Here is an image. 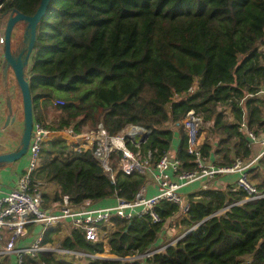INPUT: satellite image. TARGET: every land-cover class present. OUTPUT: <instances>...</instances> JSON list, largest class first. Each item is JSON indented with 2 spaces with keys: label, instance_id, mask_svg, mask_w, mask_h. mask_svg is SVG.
Segmentation results:
<instances>
[{
  "label": "trees",
  "instance_id": "trees-1",
  "mask_svg": "<svg viewBox=\"0 0 264 264\" xmlns=\"http://www.w3.org/2000/svg\"><path fill=\"white\" fill-rule=\"evenodd\" d=\"M41 1L0 0V21L12 12L33 16ZM263 46L264 0H51L27 70L35 122L51 132L102 128L109 136L144 127L151 131L146 143L128 147L152 164L171 153L179 137L177 158L183 171L193 172L183 121L194 111L211 124L200 146L207 159L215 155L222 166L249 161L253 152L240 125L264 133V97L257 95L264 88ZM59 100L64 105H55ZM52 109L54 125L47 123ZM41 159L33 185L43 193V209H54L64 196L77 207L113 197L133 202L150 181L117 170L115 160L113 182L92 151L75 152L54 134L45 139ZM251 181L264 192V158ZM245 197L233 185L201 190L188 196L186 214L164 201L155 208L159 222L116 218L102 242L88 241L81 228L57 242L63 249L104 254L107 241L119 259L88 264H264V198L223 213ZM169 222L177 237L185 236L139 259L157 248ZM58 232L49 229L45 243H55ZM10 256L4 264H15ZM23 264L73 262L44 252Z\"/></svg>",
  "mask_w": 264,
  "mask_h": 264
},
{
  "label": "built area",
  "instance_id": "built-area-1",
  "mask_svg": "<svg viewBox=\"0 0 264 264\" xmlns=\"http://www.w3.org/2000/svg\"><path fill=\"white\" fill-rule=\"evenodd\" d=\"M4 47L5 38L2 33L0 34V69L4 61ZM260 49L264 51V46ZM190 92L195 93V88ZM257 95L264 97V88ZM55 105H64V102L55 101ZM183 124L190 137L189 153L194 157L193 162L196 165L193 172L183 171L182 162L171 153L163 156L159 162L152 164L150 158H142L140 151L134 152L129 149L128 136L137 132H146L151 135V131L144 127L129 126L118 135L109 136L102 128L82 133H75L72 128L51 132L35 122L29 147L28 168L21 177L18 187L0 198V257L15 255L16 264H23L27 256L38 258L41 253L52 252L51 244L45 243L46 233L51 228L59 231L61 227H70V231L68 230L70 235L73 229L81 228L88 241L102 242L106 235L105 229H110L116 218L131 220L135 217L150 216L154 222H159L160 219L155 208L164 201L178 205L182 214H186L190 206L188 199L181 194V189L195 182L203 183L201 190H213L208 186L213 185L211 180L228 175L237 176L235 190L245 192L246 197L241 202L228 205L223 213L228 212L235 205H243L264 198V192L260 191L251 181L250 173L264 158V133L258 136L248 128L246 122L242 123L240 132L247 136V147L252 150L253 158L249 161H242L238 158L235 159L234 164L222 166L216 156L213 155L207 159L202 154L200 146L205 140L203 137L205 131L202 128L203 125H207L203 123L202 118L192 111ZM208 125L211 126V124ZM53 134L69 142L75 152L92 151L113 182L117 175V171L113 167L115 160H117V170L127 175L139 172L148 176L151 182L149 181L141 189L133 202L115 197L116 204L113 206L99 208L95 207L93 203L86 202L77 207L71 204L68 196H64L63 202L57 204L54 209H43V193L33 185V174L41 166L43 143ZM151 184L154 186L156 194L148 196L147 189ZM32 225L42 228L30 246L20 247L18 243L27 237L28 228ZM184 236H180L174 242L163 247L150 250L138 258L142 260L151 258L174 245ZM104 244L106 248L108 242L105 241ZM53 250L75 257L82 255L88 259H102L95 254L67 250L62 247Z\"/></svg>",
  "mask_w": 264,
  "mask_h": 264
},
{
  "label": "water",
  "instance_id": "water-1",
  "mask_svg": "<svg viewBox=\"0 0 264 264\" xmlns=\"http://www.w3.org/2000/svg\"><path fill=\"white\" fill-rule=\"evenodd\" d=\"M50 2L51 0H42L40 7L33 16H27L20 12H12L9 16L5 17L7 20L3 33L5 47L2 72L5 80H7L9 72L13 73L17 86L21 92L23 102V133L21 140L14 151L0 154V164H14L29 154V147L34 133L35 116L33 96L30 87V80L27 76V70L30 67L37 41L38 25L48 11ZM21 23L24 24L22 44L18 50L15 51L13 46V35L16 27ZM7 106L10 114L8 120L14 122L17 116L14 114V109L9 99H7ZM149 136V133L137 132L132 136H128L127 143L140 146L146 143Z\"/></svg>",
  "mask_w": 264,
  "mask_h": 264
},
{
  "label": "crops",
  "instance_id": "crops-1",
  "mask_svg": "<svg viewBox=\"0 0 264 264\" xmlns=\"http://www.w3.org/2000/svg\"><path fill=\"white\" fill-rule=\"evenodd\" d=\"M6 20L7 18L0 21V34L4 33ZM2 80H4V77H3V72L1 68L0 69V85L2 83ZM9 115L10 114H9V109L7 106V99L2 97V95L0 94V154L9 153V152L14 151L17 148L21 140L22 133H23V126L21 125L19 121L18 115L14 122H12L11 120H8ZM178 146H179V137L175 140L173 149L171 151V155L177 156L176 154H177ZM28 164H29V155L14 164L4 165L0 167V198L5 196L11 190L16 189L18 187L21 177L23 176V174L26 172L28 168ZM236 178H237L236 175L222 176L218 178V180L215 181L213 185L210 184L208 186L209 188L213 190H225L227 187L231 185H233L235 188ZM202 184H203L202 182L192 183L182 188L181 194L186 199H188L189 195L201 191ZM147 190H148V196H153L156 194V190L154 189V186L152 184L148 187ZM115 204H116L115 197L108 198L106 200L99 201L97 203H93L95 207H99V208L113 206ZM41 228L42 227L38 225L30 226L28 228L27 237L22 239L18 243V245L20 247L30 246L32 242L34 241L37 233L41 230ZM173 229L175 230V228L171 226V222H169L168 225L165 226L164 232L161 235V238L158 244L156 245L157 248L163 247L166 244L174 242L175 241V240L173 241L174 238H177V239L179 238L177 237L178 236L177 232L172 234ZM171 235H173V237ZM166 238H170V241L168 243L166 242ZM106 247H110V250H111V246L109 244ZM11 256L13 257V260L16 262L15 255H11ZM11 256L10 258H12Z\"/></svg>",
  "mask_w": 264,
  "mask_h": 264
},
{
  "label": "rangeland",
  "instance_id": "rangeland-1",
  "mask_svg": "<svg viewBox=\"0 0 264 264\" xmlns=\"http://www.w3.org/2000/svg\"><path fill=\"white\" fill-rule=\"evenodd\" d=\"M19 26H21V27H19ZM23 29H24V24H22V23L19 24L16 27V29H15V32H14V35H13V38H14L13 46H14L15 50H18V48L22 44ZM0 94L2 95V97L6 98V99H9V101L11 102L12 107L14 108V111H15L14 114H16V116L18 115L19 121H20L21 125L23 126V102H22V95H21V92H20V90H19V88L17 86V82H16L15 77H14L12 72H9L7 80H5V79L2 80V83L0 85ZM48 115L49 116H48L47 123L50 124V125H54V119H55L54 110L52 109L50 111V114H48ZM210 128H211V126H209L208 124L203 128V130L205 131V133L203 135L204 139H206V137L210 134L209 133V129ZM90 130H94V129L86 128L85 132H89ZM177 138L178 137H176L175 140ZM210 138H212V141H214L213 145L216 146L215 143H216V141H218L217 137L214 135V136H212ZM116 163H117V161H116ZM217 180L214 179V180H211V182L214 183ZM195 187H197V186H195ZM68 230L70 231V227H64V228L61 227V229L59 230L58 234L52 236L53 239L55 240V243H52L50 245V247L52 249L51 250L52 253H56L58 256H61L62 258L66 259V261H68L70 263L73 262V264H88V262H87L88 258H84V257H82V255H79V257H75V256L65 255L62 252H54L53 249L61 248L60 243L57 242V241L60 240V239H64V238H66V237H68L70 235ZM175 232L176 231L173 229L172 230V234H174ZM171 236L173 237V235H171ZM176 239L177 238H174L173 241L176 240ZM169 241H170V238H166V242L168 243ZM108 250H110V247H106L105 248V253L104 254H95V255L98 258H102V259L119 260L116 256L111 255L109 253L110 251H108ZM6 258H8V256L7 257H1L0 258V264H4V260ZM123 262H124V264H126L128 262V260H124ZM14 263L16 264L15 261H14Z\"/></svg>",
  "mask_w": 264,
  "mask_h": 264
}]
</instances>
